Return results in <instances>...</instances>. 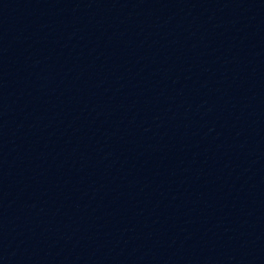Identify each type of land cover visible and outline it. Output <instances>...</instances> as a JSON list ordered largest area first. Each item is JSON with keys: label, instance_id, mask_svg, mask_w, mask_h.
<instances>
[{"label": "water", "instance_id": "95a60500", "mask_svg": "<svg viewBox=\"0 0 264 264\" xmlns=\"http://www.w3.org/2000/svg\"><path fill=\"white\" fill-rule=\"evenodd\" d=\"M0 264H264V0H0Z\"/></svg>", "mask_w": 264, "mask_h": 264}]
</instances>
